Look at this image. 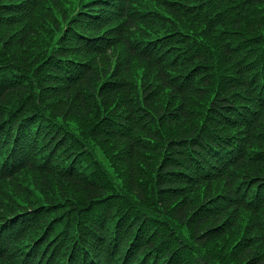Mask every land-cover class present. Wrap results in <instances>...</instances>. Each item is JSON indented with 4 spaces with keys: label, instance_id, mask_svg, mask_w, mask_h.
Here are the masks:
<instances>
[{
    "label": "trees",
    "instance_id": "16d2710c",
    "mask_svg": "<svg viewBox=\"0 0 264 264\" xmlns=\"http://www.w3.org/2000/svg\"><path fill=\"white\" fill-rule=\"evenodd\" d=\"M263 15L264 0H213L210 8L204 0H60L56 9L46 0H0V171L8 169L0 177V219L29 204L14 195L31 194L33 184L47 192L49 174L83 194H62L53 203L45 195V212L27 224L23 238H8L14 263H32L37 254L39 264L66 256L69 264L83 252V264H113L118 252L117 262L134 264L150 223L159 229L165 215L191 227L204 248L244 209L257 233L253 228L233 257L237 264H264L255 247L264 245V197L248 202L249 189L241 205L220 208L233 196L239 200V182L264 179L259 148L246 157L230 153L243 134L252 136L251 145L264 138V112L249 128L247 117L242 122L246 109L241 114L264 85ZM253 16L263 18L256 23ZM44 31L41 49L26 52ZM212 42L223 51L219 57L207 55ZM136 64L142 82L133 81ZM216 72L229 77L214 82ZM30 121L43 122L33 136ZM88 121L90 138L79 139L70 126L87 131ZM98 147L115 155L124 173L118 181L101 165ZM193 157L200 158L197 167ZM47 158L55 165L44 166ZM77 166L83 169L73 171ZM30 171L44 176L18 180ZM191 191L197 203L183 197ZM10 198L18 201L15 209L8 208ZM40 233L48 238L33 241Z\"/></svg>",
    "mask_w": 264,
    "mask_h": 264
},
{
    "label": "rangeland",
    "instance_id": "374dc122",
    "mask_svg": "<svg viewBox=\"0 0 264 264\" xmlns=\"http://www.w3.org/2000/svg\"><path fill=\"white\" fill-rule=\"evenodd\" d=\"M58 1V2H57ZM46 0L47 4H49V6H51L53 9H56V7L60 6V0ZM43 13V12H41ZM48 15V14H45ZM264 16V15H263ZM257 21L262 19V16H256ZM46 19V18H45ZM48 32L44 31L42 32V36L41 38H38L36 41H32L30 40V42L28 43V48H26V52L27 51H31L33 52L32 55H35L39 49H41V47L44 44V41H46L45 37L48 36L47 34ZM18 48V47H16ZM16 53H18L19 55L22 54L23 52L21 51L20 48L17 49ZM24 54V53H23ZM100 69V68H99ZM217 74H219V72H217L215 74V76H213V81H216V76ZM145 73H140L139 69H138V64L135 65L134 67V71H133V81L135 82H142L144 79ZM207 96L204 98L206 100ZM59 101V98H54L53 100L50 101L51 105H55L57 102ZM170 102L172 104L175 105L174 101L170 100ZM264 111V110H263ZM199 112H203L202 108L199 109ZM196 121L201 122L202 117H196L195 118ZM72 120L79 122V123H83V119L79 118V117H75ZM89 123V121L87 122ZM86 123V124H87ZM90 126L91 124H88L89 130H87V134H86V138H88V135H91V131H90ZM99 129V127H98ZM167 130H165L166 132ZM254 137V136H253ZM90 138V137H89ZM253 138L252 136L247 133L245 135V141L247 144V147L252 149V148H259L264 150V138H259V142L255 143L253 145H251ZM97 146V144H95ZM99 145V144H98ZM109 146V144H108ZM99 150L97 149L96 152L99 154V156L101 157V165L103 166V168L106 169L107 172H109L112 176H115V179L118 181L119 176H124V173L121 172L122 169L119 168L116 163L114 162L116 160L115 155L110 154V152H108L106 149L102 150L100 149V147H98ZM250 153L247 154V156ZM248 169V168H247ZM246 169V170H247ZM246 170H242L245 171ZM93 173L95 174H104L105 170L103 169H93L92 170ZM248 171H250V169H248ZM233 175V174H232ZM242 176L241 172L239 173H235L233 176ZM42 176H44V174H40L34 171H30V172H26L23 173L22 175H20V177L18 178V180L22 183H29L30 180L33 181L34 179H36L37 181H40ZM53 176V177H52ZM60 177L58 175L55 174H49L48 177H46L45 179L48 181V187L49 190L47 192H42L40 190V188L34 187L33 189L30 187V192L31 194H17L14 195V197L17 196H25L29 202L30 205L35 206H42L40 203L43 201L45 195H47L46 197V201L49 203H53L54 201H56L58 199V197L62 194H66L67 196L72 193L73 195L76 196H80L83 197L82 193L80 192H72L69 186V183L67 181L63 182L62 180L59 179ZM7 185L10 184V182L6 183ZM221 184V183H220ZM204 185H202L198 195H200V193L202 194V191L204 190ZM219 184H215L214 187H218ZM13 184L11 183L9 186H7V188H11L12 189ZM5 188V186H4ZM198 195H196V192H187L185 195H183V197H188V199L195 201L196 203L197 201V197ZM30 197V198H28ZM7 201L10 202L8 208L10 209H15L16 208V203H18V201L15 200V198H10ZM242 211H240V214L238 215L237 218V222H235V217L232 215L230 216V218L232 219V222L234 220V222H230L229 224H227L226 227L223 228V233L222 234H213V236L209 239V241L207 242V245L202 248L198 243L194 242L192 239H190V237L192 238V233H190V229H181L179 230L183 235H185L189 241L191 243H193L194 245L198 246L201 250H202V255L205 258H211V255L220 263V264H237V260L235 259V257H233V251L236 248V245L241 246L243 245L245 242H247L246 237L251 236L253 230L255 229V234L257 233V229H256V225L253 224V217L251 216L252 213L241 209ZM252 219V224L250 225V217ZM155 223L152 221L150 223V225L153 227ZM232 225H234L235 227H233ZM166 226V225H165ZM254 228V229H253ZM169 230L166 226V228L163 230V233L161 234V236L164 233H167ZM256 249L258 250L259 254H263L264 252V245L261 242L256 243ZM192 253L190 251H188V253L186 255H183V257H191ZM212 259V258H211ZM1 264V263H0Z\"/></svg>",
    "mask_w": 264,
    "mask_h": 264
}]
</instances>
